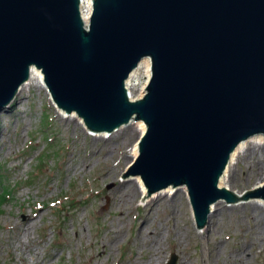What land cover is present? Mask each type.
Segmentation results:
<instances>
[{
	"label": "water",
	"instance_id": "water-1",
	"mask_svg": "<svg viewBox=\"0 0 264 264\" xmlns=\"http://www.w3.org/2000/svg\"><path fill=\"white\" fill-rule=\"evenodd\" d=\"M144 59L140 98L127 81ZM40 70L53 102L93 134L132 122L146 131L121 177L147 195L186 189L195 223L212 206L264 199L221 188L237 147L264 136V0H0V111ZM173 255L169 264H176Z\"/></svg>",
	"mask_w": 264,
	"mask_h": 264
},
{
	"label": "rangeland",
	"instance_id": "rangeland-1",
	"mask_svg": "<svg viewBox=\"0 0 264 264\" xmlns=\"http://www.w3.org/2000/svg\"><path fill=\"white\" fill-rule=\"evenodd\" d=\"M146 81L143 65L133 98L142 97ZM18 97L23 104L0 111V264H169L173 255L176 264H240L239 255L264 264V199L222 201L201 231L183 189L144 204L140 190L119 207L116 188L138 184L121 179L136 159L131 151L141 135L129 129L138 123L93 134L76 127L78 119L55 107L46 90L32 86ZM242 155L231 166L237 174L229 190L237 196L264 184V147L251 141ZM113 169L117 176L106 177ZM27 221L37 224L25 236Z\"/></svg>",
	"mask_w": 264,
	"mask_h": 264
},
{
	"label": "bare ground",
	"instance_id": "bare-ground-1",
	"mask_svg": "<svg viewBox=\"0 0 264 264\" xmlns=\"http://www.w3.org/2000/svg\"><path fill=\"white\" fill-rule=\"evenodd\" d=\"M91 12H92V0H82V13H83V17L85 19L86 22L89 21V17L91 15ZM145 65V78L147 79L146 83H145V86L144 88H146V85L151 77V61L150 59H144L141 64H140V67L139 69ZM139 69H137L136 71H134L132 73V75L130 76L129 80L127 81V86H128V89L130 91V94H131V98L132 99H135L133 98L132 96V92L131 90L133 89V86H135L136 84L133 83V80L137 77V74H138V71ZM33 87H36L40 90H46L47 94L50 96V99L52 101V103L54 104L55 107H57V105L53 102L52 98H51V94L48 90V88L46 87V84L44 82V75L43 73L37 69H32L31 73H30V78L29 80L21 86L20 90H19V93L16 97V99L6 108H11L13 105V103H16L17 104H23V100H19V97L18 96H21L23 92H25L26 90L31 92V88ZM144 94V93H143ZM58 108V107H57ZM5 109V108H4ZM2 109V110H4ZM59 109V108H58ZM1 110V111H2ZM60 111H62L61 109H59ZM75 118L78 119V123L76 124V127H79L80 124H82L83 126H85L82 118H80L75 112L72 113ZM68 123H74L73 121H71L70 119L67 120ZM137 124L136 127L133 126V129H129L131 130L132 132L134 133H140V135L144 134L145 131H146V125L143 123V122H132L128 125H126L127 127L130 126L131 124ZM133 124V125H134ZM86 127V126H85ZM126 131V130H125ZM111 138V137H110ZM103 141V139H100ZM251 141H255L257 145H260V146H263L264 147V136L263 135H258V136H255V137H252L250 138L249 140L241 143L237 149L234 151V153L232 154V157H231V161H230V164L228 165L223 177L221 178L220 182H219V186L221 188H227V189H230L232 188L231 187V184L234 183V181H236V174L234 171H231V166L232 164L234 163V160L238 161L237 165L238 164H241L243 163V149L245 148V146L250 143ZM132 156H133V160L135 158L138 157L139 155V147H138V144L137 146H135V149H132ZM256 166V165H255ZM254 165H249V169L250 167H255ZM233 168V167H232ZM235 169V168H234ZM237 171V170H236ZM244 173V172H243ZM246 173L243 175L245 176ZM106 177H110V176H114V178L117 176V173L116 171H114V169L110 172H106L105 173ZM138 185L137 183L131 181V180H128V181H125L123 184H120L116 190H122V191H116L117 195H118V201H119V207L121 205H124L127 206L128 204H130L134 199L135 197L140 193V190L143 191V194H147L148 191L147 189L145 188L144 186V183L142 181V179L140 177H138ZM261 186V185H260ZM174 188L170 187V188H167V190H173ZM166 190V189H165ZM175 190V189H174ZM177 190V189H176ZM164 191V190H163ZM183 191H186V189H183ZM162 192V191H161ZM114 194V193H113ZM160 195V192L157 194V196ZM188 195V194H187ZM116 198V197H115ZM117 200V199H116ZM160 200V199H159ZM221 202H218L216 204H214L212 206V213L210 214V217H209V222L212 218V215L215 213V211L217 210V206L220 204ZM256 204V203H254ZM152 204H148V206H150ZM256 205H260V204H256ZM256 209V208H255ZM260 210V209H258ZM123 210L122 209H119L118 213H122ZM222 212V211H221ZM31 217H34V216H31ZM36 224L37 222L36 221H27V222H24V224H22L20 227L23 229V232L22 234L25 235V236H28L29 232L31 229H35L36 227ZM209 224V223H208ZM142 232H145V233H148L149 232V229H143ZM22 241V239L20 238L19 239V243ZM257 242V240H253V243L255 244ZM253 244V245H254ZM103 251V250H102ZM247 252V251H246ZM246 252L244 251L243 255L245 256ZM101 253V252H100ZM103 254H106V250L103 252ZM236 259H239L240 260V264H246L248 263V260L246 257H244V260H243V256L242 255H239V256H236ZM50 264V261L49 263Z\"/></svg>",
	"mask_w": 264,
	"mask_h": 264
},
{
	"label": "trees",
	"instance_id": "trees-1",
	"mask_svg": "<svg viewBox=\"0 0 264 264\" xmlns=\"http://www.w3.org/2000/svg\"><path fill=\"white\" fill-rule=\"evenodd\" d=\"M50 124V123H49Z\"/></svg>",
	"mask_w": 264,
	"mask_h": 264
}]
</instances>
